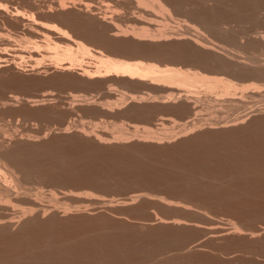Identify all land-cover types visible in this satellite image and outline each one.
Here are the masks:
<instances>
[{"label": "bare ground", "instance_id": "bare-ground-1", "mask_svg": "<svg viewBox=\"0 0 264 264\" xmlns=\"http://www.w3.org/2000/svg\"><path fill=\"white\" fill-rule=\"evenodd\" d=\"M9 1H11V0H9ZM31 1H33V0H31ZM118 2L120 3V0H118ZM206 2L208 3V5L205 6L204 4H206ZM60 3H62V2H60ZM60 3L57 2L59 7H57V11L55 13H57L59 10L61 12L55 15V18H54L55 20L52 21L53 23H51V22H50V24L48 23L49 24L48 26H50V28L45 26L44 22H43V24H44L45 28L48 29V31H46L47 29H45L46 33L51 31L50 33L52 36V32H53L54 36L56 35L58 38H60L61 41L58 42L59 39H58V41L55 40L56 36L54 38L52 37V39H54L55 41L49 42L48 45L46 44L45 48H46V46L48 48L49 44H51V46L55 47L54 49H52V50H55V52L52 51V55H54V56H55V53L57 52L56 48H58V51L61 50L62 53L61 52L60 53L64 57V60H62V62L63 61L65 62V59H66V61L68 62V60H69L70 63L68 62V63L62 64V62H61L62 65L60 66V64H59V66L57 67V64L60 63V62H58V59H60L62 57L61 54H59V52H58V54L56 53L57 55L55 57L53 56L55 59H57V61L55 59H54V61L58 62L57 64L55 62L54 65H56V66H53L54 67L53 69L56 70V72H58L59 74H57V75L55 74L56 76L54 75L51 78L45 79V80H43L42 78L40 80H35L32 78H25V77L24 78H17L14 82V86L16 87V89L28 91L31 89L32 86H37V87H45V89L49 88L52 90L53 89L60 90L62 88H67V89L68 88H73V89L79 88V90H80V88L86 87L85 89H87V88L89 89V91L87 92L88 94H90V91L92 92L94 89H96V93L99 91V90L97 91V89L102 90L100 92H102L101 94H103V95H106L108 93L109 94L115 93L116 97H113V98L111 96L107 97V98L103 97V99L106 100V101L103 100V103H101V101L97 103L96 102L97 100L94 99L96 96L91 97V95L88 96L87 94L83 95V99L85 100V98L87 97L86 102H85L86 105H89L90 103L92 105L94 104L93 107L96 105L100 108V110H103V112L106 111L110 115H111V113H113L111 115L112 117L116 116L115 117L116 121H114V123L112 124L116 127L115 128L116 133H115V136L111 138V139H113L112 141H114L116 143H119V142H123V143L126 142L127 143V142H130L131 140H134V139L139 141V142H141V141L146 142L149 139L150 140L149 142L152 141L155 143V141H157V143H159L158 141H161L164 138L160 137V134H159V136H157L158 133H156L152 129H149V127H148V129H146L147 127H144L147 125L148 126L152 125L150 122L154 121V120H152V118L154 116L158 117V120L155 121L154 125H159L160 131H162L161 128L164 129L165 128L164 126L170 122L175 123V125L179 124L178 126L181 125L180 126V127H182L181 132L179 130L181 136H183V135L187 136V134L190 135L191 131H192V133L194 132V130L196 132V130L199 128H200L199 130H202V128L205 127V125L207 127H205L204 129L207 128L209 131L206 129L207 130V132H206L203 129L206 133H204V131H203V133L197 132L199 134H197V135L195 134L192 137L189 136V139L187 138V140H185V141L180 140L181 142L179 141L178 146L177 145H176V147L173 146V148H165V147L159 145L160 147H162V149L160 148L161 150H157L159 148L158 147L156 150L154 148L153 149H147L146 148L147 151L146 150L143 151L145 148L141 147L142 144L141 145H139V144L133 145L132 144L131 146H129L127 148H125V147L124 148L123 147H119V148H116V147L111 148L110 147L109 148V146H108V148L100 147L99 145H101V142H103V143L105 142L102 140H107L109 142V139H106V138L102 139V137L98 135L99 133H94L95 134L94 135L93 132H91L93 135L92 136V135H90L91 133L89 134L88 132L84 131L87 133V134L86 133L85 134L88 136V141L87 140L82 141L81 139H83V138L82 137L78 138V137L80 136V134H82L84 132L81 131V133H80V130L76 131V132L80 133V134L77 133L79 135L78 137H77V134H76V136H67L65 134L67 137L66 136L56 137L49 142L41 143V144L40 143L35 144L31 140H30V142H32V143H30L29 140H26L27 137L29 138V136L31 135L30 134L29 136L26 135L27 137L25 136L26 137L24 139L25 142H23L24 140L22 137V139L15 140V143L13 142L12 143L13 145H11L9 149L7 148V146L4 149L3 146H5V143L4 144H2V143L4 141H7L6 132L0 131V132H2V135H3V133H5V135H3V136L6 138V140H4V141L0 140V141H2L0 143V144H2V146H0V264H139L141 259H142V257H139V256L143 255V257H144L145 256L144 253H146L145 257H147V259L149 257L151 259V256L154 254L153 252H155V250L157 251V249L153 250L149 254L147 253V252H149V250L147 252L144 251V249H143V251L139 250L140 252H142L140 255H137V253H136L137 257L135 255H133L136 258L133 257L132 260L127 261L126 260L127 257H128V259H130L129 257L131 256V254H134L135 251L133 252L131 250L132 248L121 245L118 242V239H116L117 237L115 238L114 237L115 235H112L113 233L107 234V232L103 231L106 234L101 232V233H95V234L91 235L92 233L91 234L89 233V235H90L89 237L88 236L83 237V236H80L82 234L81 233L82 230H81L80 232L77 233V234L81 233L79 235V237L76 238L75 241L72 240V241H74V242L71 241L72 243L70 242L69 238H68L69 242H67L65 240V238H63L64 236L61 233L62 231L61 232H60V230L56 231V232L59 231L60 235L54 233L55 228L59 227V225L57 226V224L59 223V220H61L59 218L62 216L61 213L57 215V213L60 212V210L58 209L60 207V205L62 207L64 206L62 209L61 208L60 209L62 210V212L64 213V216H65L66 215L65 212L67 214L70 213L71 212L70 210L73 209V207H74V210H75V207L78 208V206L75 205L72 208L70 206L71 209H69V208L66 209L65 207H67L69 205L66 204L67 206H65V204H64V203H66L65 200H67V202H68V200H69V202L73 201L74 203L81 201V198L79 200V197H81L82 195L79 194V192L75 188H74L75 190L73 189L74 190L73 191L72 189H70L69 186L65 187L66 185H70V186L76 185L79 187H80V185H84L85 187L87 186V187H90L92 189L95 188V190L98 189V190L104 191V192L105 191L109 192V191L113 190V192H115V190L117 191V190H122V189H124V191L125 190L128 191V189H129L128 187H132V186L134 187V185H135V188L137 187L136 185H138V188L142 189V186L140 187L139 185L144 184L143 187L145 185L147 187H148V185L149 186H155L156 188H159L158 191L159 190L162 191L161 188H164V189L167 188L169 190H174L173 193L175 191L179 192L180 196H182V197L179 196L181 199L183 197L188 198V199L184 200L185 202L187 200H189V198H195L196 202L201 203L200 204L202 206L201 210H205V209H202L205 205H207L206 210L207 209L210 210V208H208L209 206L212 207L211 209L213 210L214 206H215L214 207V209H215L216 206L220 205L223 207L224 205L226 206V204L228 206L229 203H231L232 205L233 204H238V205L242 204V205H245V207H246V205H248V207H249V204L254 202V201L252 202L254 195H255L254 193H258L259 190L262 191L261 193H263V191H264V190H262V189H264V170H261V168H260V167H263L261 164L264 165V117L263 116L259 117V115L257 117H255L256 116L255 115L253 117L251 116L253 119L250 117L251 121H250V119H249V121L248 120L246 121L245 118L249 115V113L251 112L250 111L251 109L248 110L249 112H247V114H245V112H244V114H241L240 108L243 107V106L241 107V105H244V103L246 104L245 107L248 106V103L252 104V102H248L252 99L254 102L253 104H256L258 100H260L261 98L264 97V64H262V60L264 61V59H262V58H264V44H262V40H260L261 38L257 37L258 35L255 36L256 40L254 39V37H253L254 35L252 34V31H250V32L253 36H250L247 34V32H249V30H253V29H257V31H258V29H259V31L261 29L264 30V0H123V2L121 4L124 5L125 8H127L128 6H133L129 9L130 13L126 12L129 17H130V14H134L132 12L135 10H136L135 14H136L137 10H138L139 14L143 13V15L141 16L142 18L138 17L139 15H135V14L132 15L131 19H138L139 21L138 20H136V21H138V23L140 22V25L142 24V26L140 28H136L135 30L131 29V31H129V29H130L129 27H128L129 29L126 30V29H124L123 26L121 27L120 25H117L116 19L108 18L110 15H107L108 16L107 17V16H105V15L103 16L101 14L100 16H102V17H97V14L93 13L94 10L93 11L90 10L89 7L86 6V4H84L85 5L84 9L81 7L83 9V11H81L82 9L79 10V7H78V10L81 11V15H79L80 14L79 12H78L79 14H77L73 11H65V9L69 5H66V4L60 5ZM88 4H90V3H88ZM3 5L5 8L1 5L0 6L3 7L5 10H7V12H8L9 10L6 8L5 3ZM58 5H56V6H58ZM64 5H66L67 7H64ZM119 6H121V5H119ZM49 8H51V7H49ZM58 8H59V10H58ZM49 10L51 11V9H49ZM69 10H72V9H69ZM2 11H3V9H2ZM15 11H16L15 16L17 17V15H19V14H18L17 10H15ZM5 13H6V11H5ZM118 13L119 12H117V14ZM82 14H83V16L87 15L88 17L87 18L85 16L83 17ZM156 14H158L159 19L155 18V17H157ZM160 14H162L163 16ZM123 15L120 16V19H121V17L123 18ZM159 15L162 16V18H160ZM136 16H137V18H136ZM31 17H33V16L31 15ZM113 17H116V16H113ZM125 18H127V17L125 16ZM140 18L141 19L144 18L143 20H145V21H142ZM181 18H183V19H181ZM33 19L34 18H31V20H33ZM131 19H130V21H133ZM31 20H29V21H31ZM18 21H20V20L18 19ZM118 21H119V19H118ZM141 21L144 23H142ZM32 22L34 24V27H35V25L38 26V23L35 20L31 21V23ZM56 22L60 23V25H59V23H57L60 27L57 24H55ZM168 22H172V23L174 22V24L176 23L177 25L179 23H183V26L187 27L188 29H191L190 31H191V33L193 32V34L188 33V29H185V30H187L186 32H182L183 29L182 30L179 29L182 33H180V31L178 29L177 30L179 33L175 32L177 30H173L172 28H171L172 31L166 30L167 28L165 29V26H167L168 24L170 25V23H168ZM152 23H154L155 27L156 26L157 27L156 28L153 27L154 28L153 29L150 26L152 29H149L148 24L153 26ZM118 24H119V22H118ZM146 24L148 27L146 26ZM243 24H247L248 26L249 25L250 26L245 27ZM169 25H168V27H171V25L170 26ZM177 25H176V27L178 28L179 25L178 26ZM41 27L43 28V26H41ZM27 29H29V28H27ZM45 31H43V32L45 33ZM257 31L255 30V32L254 31L253 32L256 33ZM250 32H249V34H250ZM46 33L44 35H46ZM205 34H208L211 38L208 39L205 36ZM257 34H259V33H257ZM263 35H261V36L259 35V36L262 37ZM249 36L252 38H249ZM45 37H47V36H45ZM257 38L259 40H257ZM49 39H47V41H49ZM241 39H244L243 43H241V41H242ZM45 42H46V40L44 41V43H41V44L44 45ZM36 43H37V41H36ZM39 43H38V45L37 44H35V45L43 46V45H39ZM35 45H33V47ZM224 45H226V47L228 46L229 49H230V47H234L235 49H238L237 52H239V53L242 50L245 52L247 50H249V51H247L249 54L250 50L251 49L254 50V48L256 49V51L255 50H254L255 52L253 51V53H252L253 55L249 54L250 58L248 55L249 59L247 57L246 58L244 57V61L246 59L247 60L246 62H248V64H241L240 58H242V55H241V57L238 56V58H239L238 59L237 56L234 53H232V50L228 51V49H226V47H224L225 49H223L222 47ZM36 48H33V49L36 51ZM50 48L51 47L49 46L48 49L50 50ZM91 48L98 50V52L94 53L95 50L93 49L94 51H92ZM216 48H217V50L218 49L221 50L220 53L225 52L226 54L224 53L225 55L224 54L219 55L218 54L219 51L217 52ZM234 48H232V49H234ZM258 48H259V50L257 52ZM40 50H42V49H39V51ZM103 51H104V53H108L109 55H113V56H118L119 58H123V59H125V58L126 59L127 58H129V59L130 58L131 59L136 58L137 59L138 58L139 60L142 59V61H145V60L148 61V59H151L150 60L152 62L151 64H154L153 62L156 61L157 65L161 64V65H159L160 68H161V66H162V68L163 67L165 68V66H163V64L169 66L170 68L169 69L165 68L164 70H160L159 67L156 65H148V64H145V62L144 63L143 62H137L139 60L136 61L133 59L135 62L134 61L132 62V60L130 59L131 61L129 60L130 62H128L127 60L125 61V60L119 59V58L114 59L113 56L111 58V56L108 57L109 55H105L103 53ZM245 54L247 55V53H245ZM52 55H51V57H52ZM81 55H84V56L88 55L89 57H92L93 58L92 60H94V62L91 63L90 65L80 64L81 60L79 61V59H80L79 56L81 57ZM59 56H60V58H58ZM63 57H62V59H63ZM82 57H81V59L84 60ZM35 58H36V56H35ZM67 58H68V60H67ZM233 58L236 60H233ZM48 60H50V58ZM152 60H154V61H152ZM237 60H239V63ZM59 61H61V59ZM3 62H4V60L2 61V63ZM72 62H76V64H72ZM77 62H79V64H77ZM156 62H155V64H156ZM242 62H243V60H242ZM249 62L252 64H249ZM2 63L0 61V64H1L0 67L2 66ZM7 63L8 62L6 61V65H9ZM20 63H18V64L21 65ZM81 63H82V61H81ZM18 64H16V65H18ZM88 64H89V62H88ZM16 65L15 66L12 65V67L13 66L16 67ZM34 66L37 67L35 64H34ZM3 67H4V64H3ZM9 67L6 66L5 68H9ZM14 67H13V69L15 71H17L19 69V68L17 69ZM22 67L24 68L25 66H22ZM35 67L31 66L28 69V71L34 72L36 69ZM47 67L50 68L52 66L48 65ZM42 68L46 69V67L45 68L42 67ZM0 69H2V68H0ZM25 69L26 68H24V70ZM18 71H20V70H18ZM18 71H17V73H18ZM26 71H27V69H26ZM49 71H51V70H49ZM49 71H48V73H49ZM0 72H2V70ZM33 72H32V74H33ZM42 72L40 70L41 74H42ZM45 74H46V72H45ZM68 74H70V76L72 74V77L74 75V77L76 76L79 79L81 78L82 81L84 78H86L85 83L88 80L89 81H88V83H86V86H84V83L82 81L76 80L75 79L76 77L75 78L73 77L74 79L70 78L69 76H67ZM2 82L0 83V94L7 91V89H5L6 84H4ZM6 83H10V82H6ZM197 84H200V85H197ZM202 85H205L204 88L206 87V89H208L209 91L212 92V93H210V92H208V90L206 91V92H208L210 97H208V95L205 93L207 95L206 97H208V98L206 100H205V98H203L204 102H202L203 101L202 98H201L202 101L199 100L200 96L197 95L198 91L195 90V89H198L199 86L201 89ZM9 87L11 88V86H9ZM188 87H189V89H187ZM191 87L192 88L195 87V88L190 89ZM238 87H241V88H238ZM237 88L239 89L238 92H240V89H242L241 90L242 93H244L243 89L244 90L246 89L248 92V93L247 92L246 93L249 94V96L247 94H245V95H247L246 97H249L250 100L247 98L248 100L246 99L247 101L241 104V102H242L241 98L243 99V101H244V98H246V97L243 98V94H241V93H240L241 94L240 99H238V97H239V95H238V96H236L237 98L234 100L233 99V93H234V97H235V94H237L238 92H235L236 90H234V89H237ZM103 89L105 90V93H103L104 92ZM184 89H186L187 91ZM206 89L202 88L201 90H206ZM190 90H191V92H192V90L196 91V92H193V94H192L190 92ZM83 91H84V89H83ZM100 92H98V95ZM230 92H232V93H230ZM84 93H85V91H84ZM195 93H197L196 95L199 97L198 99H197V97H195L196 96ZM200 93H204V91L200 92ZM213 93H215L216 96H214ZM217 93L221 94V95L218 94L220 97L219 99L217 98ZM5 94H6V98L3 99ZM5 94H3L4 96L2 95L3 97L2 96L0 97L4 101V102L2 100H1L2 102L0 101L1 104L4 103L3 106L2 105H0V106L2 108H4L5 106L7 107L9 105V102H10L11 104L9 106H10V108H11V106H13V110H14L15 107L17 106V103L20 102L21 99L19 97H17V95L11 94L10 92H8V94H10L8 97H7L8 94L6 92H5ZM231 94H232V96H231L232 98L229 97V95H231ZM50 95H52V93ZM79 96H81V95H79ZM79 96H77V97H79ZM211 96H214V98H212ZM259 96H263V97L259 98ZM41 97L43 100H40V101H37L38 99L34 100L36 98L31 99V97H29V96L25 97V99H23L24 102L21 100L22 103L21 102L18 103L19 105L22 104V106L23 105L24 106L22 108L20 107L21 109H18V110L16 109V111L19 113V115H20V112L24 114L25 122H26V120L27 121L30 120V122L36 121V119L35 120H32V119L34 117H37V118L39 117V119H43V118L52 119V120L54 119L52 123H54V121H56V123L57 122L59 123V121H60V123H62L63 119H64L63 114L66 112H62L63 114H61V112L60 113H53V111L51 112L49 109L48 110L47 109H42V110H39V109L35 110L34 109V111L30 110V107H32V108H33V106L35 107V103L37 106L38 102L41 103V101L43 102L44 100L47 99L46 97H50V96H49V93H47V94L45 93V94L41 95ZM18 98L20 99L19 101H18ZM254 98H257L258 100L255 101ZM81 99H82V97H81ZM96 99H98V98L96 97ZM99 99H102V97H100ZM236 100H238L239 102ZM82 102H84V101H82ZM258 102L260 103L261 101H258ZM40 103H38V104H40ZM156 103L161 104V105H157ZM5 104H8V105H5ZM14 104H15V106H14ZM85 104H82V105H85ZM91 104H90V107L92 108ZM260 105H258V106H260ZM263 106L264 105H262V107ZM91 108H89L90 112H92V111L94 112V111H96L95 109H97V108H93L94 110L93 109L91 110ZM246 109L247 108H245V110ZM261 109L262 108H260L258 110L255 106V110H257L258 112H260ZM100 110H97V111L100 112ZM203 110H204V112L207 111L208 114L210 112L209 115L212 118L209 120L207 119L208 122L205 121L206 119L203 120L200 117H198V116L202 115L201 113H203L202 112ZM245 110H243V111H245ZM255 110L253 109V112ZM2 111H3L2 112L3 114L5 112V115H3V116H6V111L5 110H2ZM262 111H264V109L261 110V113H263ZM7 112H8V110H7ZM9 112L7 114H9V115L13 114V113H9ZM11 112H14V111H11ZM2 113H1V116H2ZM85 113H87V111ZM100 113H102V112H100ZM251 113H250V115H251ZM91 114H89V116ZM93 114L97 115L96 112H94ZM93 114H92V116H93ZM104 114H107V113L104 112ZM104 114L103 115L98 114V115H101L100 117H106V116H104ZM253 115H254V113H253ZM26 116H29V117L31 116V118H29V117L27 118ZM107 116H109V115H107ZM117 116L119 118H122L123 120H120L119 118H117ZM219 116H220V118H219ZM69 117H70L69 119H71V117H72L71 114H69ZM248 117L246 119H248ZM47 119H43V120H47ZM15 121H17V118ZM203 121H205L204 124H202ZM243 121L244 122L246 121L248 123L243 125ZM1 122H3V121L1 120ZM37 122H38V120H37ZM66 122H67V120H66ZM69 122H70V120H69ZM69 122H67V123H69ZM63 123H65V122H63ZM102 124L105 125V122L104 123L102 122ZM129 124H131L134 127H138L140 124H142V125H144L143 127L145 128V130H144V128L141 126V128H143L142 129L143 133H144V131L145 132L147 131V134H150V133H148V131L151 130L150 132L156 133L155 135L157 136V138L154 137L155 135H153V133H152V138L150 137L151 139L149 138V136H151V134L149 136L147 135L148 136L147 137V136H145L146 135L145 133L144 134L136 133L137 136L139 134L140 137L134 138V136H136L133 134L134 132L130 133L131 134L130 135V134H128L129 132L126 129H124L125 126L129 125ZM69 125H70V123H69ZM94 125H96V123H94ZM219 125H220V127H217ZM63 126H64V124L63 125L61 124L59 126V128L57 127L58 130H60V132H62L60 127L63 129ZM42 127H44V126H42ZM66 127L67 128H64V130H66V132H67L68 129H70V128H68V125ZM155 127H158V126H155ZM168 128H169V126H168ZM116 129H118V131ZM134 129H136L138 131L137 128H134ZM213 129H219V130H213ZM164 130H165L164 131L165 135H163V137L167 136V134L169 136V133H170V137H165V139H164L167 142L169 139L171 141V139L173 137H175V139L181 137L179 135H178V137H176L177 135L173 136L174 131H173V133L168 132L166 134V132L169 130L167 128ZM170 130H171V128H170ZM199 130H197V131H199ZM3 131H5V129ZM16 132H17V130L15 131V133ZM66 132L64 131V133H66ZM125 132H127V133H125ZM179 132H178V134H179ZM175 134H177V133L175 132ZM9 136H11V135L9 134ZM31 136H33V135H31ZM31 136H30V139L34 138L35 136H36V138L37 137L40 138L39 136H41V134L38 136L35 134V136L32 138H31ZM89 136H92L93 141L90 139L91 137H89ZM83 137H84V134H83ZM1 138L2 137L0 135V139ZM130 138H133V139H130ZM153 138H155L156 140ZM10 139H12V138H10ZM37 139H35V140H37ZM85 139H87V138L85 137ZM175 139L173 138V140H175ZM94 140H96L95 142H99V144L96 143V145H98V146L92 144V143H95ZM91 141H92V143H90ZM161 143H162V141H161ZM151 148H152V146H151ZM167 151H168L167 154L170 156L153 157L154 155L158 156V153L156 154V152H161V154H163ZM161 154H160V156L166 155V154H164V155H161ZM8 179H10V181ZM37 182L39 184L44 183L43 185L48 184L50 186V188L53 186H55V187H53L52 189H48L49 186H47L48 190H46V191H45L46 188L44 189L43 185H41L42 187L40 185H39V187H37V186L36 187H30L31 184H33L35 186V184ZM214 183H215V185H214ZM27 185L28 186L30 185V186L28 187ZM36 185H38V184H36ZM56 186H57V188L59 187L60 189H63V192L62 191L60 192L59 191L60 189L59 188L57 189ZM146 186H145V188H147ZM40 187L43 188L44 191L42 189H40ZM133 187L131 189H134ZM155 187H151V189L155 188ZM66 188H68L69 190H67ZM125 188H128V189H125ZM56 189H57V191H59L58 193L61 194V196L58 195ZM136 190H138V189H136ZM257 190H258V192H257ZM75 191H77V194ZM166 191L169 192L168 190H166ZM252 191H256V192L253 193ZM164 193L161 192V194H164ZM132 194L133 193H131L132 197L127 199L130 204L133 202L132 200H135V199L138 200V198H140V197H142L141 199H143V197H144V196H139L138 193H136L137 195H135V196ZM57 195L59 196V198ZM102 195H103V193H102ZM142 195H143V193H142ZM171 195H172V193H171ZM106 196H108V195H106ZM150 196H152V195L150 194ZM153 196H152V198H154ZM175 196H176V194H175ZM41 197H43V200H45L44 197H46V199H48V201L50 200V202L53 204H50V202H48V204L46 205L45 204L46 202L44 203V201L42 200ZM256 197L257 196H255V198ZM40 198H41V200L39 201ZM57 198L59 199V201L57 200ZM166 198H168V197H166ZM259 198H261V196ZM60 199H62V200H60ZM106 199L102 198L99 200V198H97V200H99V201L96 200L93 203L94 204L96 203L95 205H97V206H98L97 203H100L101 205L102 204L106 205V203H107V205H108V203H110L111 201L110 200L108 201ZM122 199H124V198H122ZM183 199H182V201H183ZM174 200H177V198L176 199L174 198ZM191 200H193V199H190L189 201H191ZM260 200L261 199H259V201ZM60 201H63L64 205H62V203ZM81 202H83V201H81ZM86 202H88V201H86ZM112 202H111V207L115 205V202L114 201H112ZM120 202L118 201V203H120ZM125 202L128 204V202L126 200H125ZM125 202L122 201L121 204H124ZM167 202H168V199H167ZM177 202L178 201L175 202L176 204L174 203L176 206H180V205L185 206V202L180 203V205H177V204H179V202L178 203ZM191 202L194 204L193 201H191ZM191 202H190V204H191ZM196 202H195V205L200 206V205H198V203L196 204ZM256 202H254V203L256 204ZM118 203L116 204L118 207L122 206V205H118ZM169 203H172V202L170 201ZM43 204L45 206H43ZM85 204H82V205L84 206ZM94 204H92V205H94ZM172 204H170V205H172ZM231 204H230V206H231ZM58 205H59V207H58ZM105 205H104V207L107 206V205L106 206ZM186 205H187V203H186ZM188 205H189V203H188ZM195 205H193V206H195ZM97 206H96V208H97ZM102 206H100V207H102ZM131 206H133V205H131ZM181 206H180V209L182 210ZM190 206H189V208H190ZM225 206L223 208H221V210L223 209V211H224ZM234 206L236 207L237 205H234ZM91 207L93 208V206H91ZM167 207H168V205H167ZM255 207L257 208V206H255ZM64 208L66 209V211L64 210ZM176 208H179V207H176ZM262 208H261V210H263ZM57 209L59 211H57ZM80 209L82 210L83 208H80ZM88 209H90V208H88ZM171 209H172V207H171ZM183 209L187 210V208H185V207H183ZM191 209H192V207H191ZM218 209L220 210V208H218ZM227 209H229V208L226 207V211H227ZM233 209H234V207H233ZM15 210L17 211L16 212L17 214L13 213V212H15ZM67 210H69V212H67ZM139 210L140 209H138L137 211L139 212ZM162 210H163V208H162ZM216 210H217V208H216ZM238 210H240V208ZM46 211H48V212L53 211L52 216L50 213L49 214L50 216L46 220H42L45 217V214H43V213H46ZM165 211H166V209L164 210V212ZM187 211H189V210H187ZM48 212L46 214H48ZM210 212H209V214H210ZM214 212L216 213V211H214ZM238 212L240 213V211H236V213H234V214L235 215L237 214V216H239L240 214H238ZM241 212L243 213L242 210H241ZM245 213H247V212H245ZM113 214H114V212H113ZM136 214H138V213H136ZM139 214H142V213H139ZM40 215H41V219H40ZM258 215H259V212H258ZM260 215H259V217H260ZM262 215H263V213H262ZM57 216H59V218H58L59 220L57 219ZM166 216H169V215H166ZM196 216H197V213H196ZM243 216L244 217H242V216L241 217L242 218H245V216L247 217V215H243ZM241 217L239 218L240 221H241ZM22 218H24V220H22ZM98 218H101V216H98L97 219ZM257 218L258 217H256V219ZM16 219H17V221H20V222L23 221V222H22V224H20L21 226L19 225L20 227H18L19 229L16 230V232H12L14 225L17 224L16 223L17 221H15ZM70 219H71V217H70ZM80 219H82V217L79 218V220ZM251 219L249 220L250 223L252 221L253 222L256 221L254 218H253L254 220H251ZM79 220H78V222H79ZM102 220H103V217H102ZM102 220H99L101 225L104 224L103 221L105 219L103 221ZM156 220H157V222H159V224L162 223L164 225L167 223L168 224L170 223L169 224L170 226H171V223L176 224V225L180 224V220H178V221L177 220L175 221L174 219L173 220L172 219L165 220L163 218H158ZM229 220H232V219H229ZM258 220H259V218H258ZM68 221L70 222V220H68ZM71 221H73V220L71 219ZM99 221H97V224H99ZM101 221L103 222V224L101 223ZM107 221L109 222V220H107ZM63 222H65V224H66V221H62V223ZM73 222H71V224ZM177 222H179V223H177ZM181 222H183V221H181ZM227 222H228V220H227ZM93 223H94V221H93ZM184 223H181V225H179V227H181L182 224L185 225ZM229 223H227V224L229 225ZM18 224H19V222H18ZM83 224H84V222H83ZM86 224H88V223H86ZM235 224H233V225H235ZM60 225H62V224H60ZM78 225H80V224H78ZM104 225H106V224H104ZM148 225H150V224H147L145 226L147 227ZM197 225H194L195 228ZM255 225H257V224H255ZM188 226L189 225H186V227H188ZM235 226H232L230 228L226 226L228 229L226 227H225L226 229L224 227H222L225 230L224 231L222 230L221 232L219 231L220 232L219 234L224 232L223 236H225V234H227V231H229L228 234L233 233L231 231H233V229H235ZM115 227H116V225H115ZM190 227H193V226L191 225ZM238 227H240L239 231H238ZM205 228L207 230H205L204 228L203 229L205 231H208V227H205ZM222 228L220 227L219 229H222ZM10 229H12V231ZM241 229H242L241 226H237V229H236V231L234 230V232L235 233L238 232L240 234L242 232V231L240 232ZM185 230H187V229H185ZM204 230L202 232L207 235V232H205ZM260 230H256L258 232H254L255 234L254 233L253 234L256 235V233H257V236H258V234L260 233ZM65 231H66V229L64 230V232ZM212 231H214V228L212 229ZM248 231H250V230H248ZM262 231L264 232V228H262ZM91 232H94V231L92 230ZM111 232H114V231H111ZM193 232H194V230H193ZM211 232H209V233L211 234ZM250 232L252 234L253 230H251ZM250 232H248V233H250ZM136 233L134 232V235ZM213 233H216V231H214ZM114 234H117V233L115 232ZM137 234H140V233H137ZM244 234L249 235L246 233H244ZM131 235H132V233H131ZM131 235H130V237H131ZM223 236H221V237H223ZM74 237H76V236H74ZM121 237L119 239H121ZM202 237H205V235ZM127 238H129V237H127ZM259 238H261V237H259ZM144 239L146 240V238H143L142 240L144 241ZM130 240H132V239H130ZM137 240H138V238H137ZM218 240H220V239H218ZM248 240H249V238H248ZM138 241H140V239ZM166 241H168V240L162 241V243L165 242V244H162L161 248H162V246H165L168 243V242L166 243ZM258 241H260V240H258ZM122 242H124V241H122ZM127 243H129V242H127ZM169 243H172V239ZM175 243H177V242H175ZM183 243L180 242L179 244L182 245ZM172 244H171V247H173ZM139 245H140L139 247H141V244H139ZM155 245H157V247H158V244L155 243ZM155 245H151V246L154 247ZM189 245L191 246V244H189ZM197 245L198 244L195 245V248H198V250H200L201 247H198ZM248 245H246V246H248ZM129 246H130V243H129ZM135 246L138 247V244L136 243ZM151 246H150V248H151ZM175 246H178V244H176ZM187 246H186V248H189ZM199 246H201V245H199ZM222 246H225V245H222ZM232 246H233V244H232ZM131 247L134 248V246H131ZM178 247H180V246H178ZM183 247H185V246H183ZM141 248L146 249V246L141 247ZM159 248L160 247H158V250H159ZM223 248H222V250H223ZM179 249L185 250V248H179ZM192 249H194V247ZM224 249L226 250V248H224ZM136 250H138V249H136ZM165 250L166 249L164 248V252H165ZM175 250L178 251V248L175 247ZM182 250H180V253H179L180 257L184 253L183 252L181 254ZM161 251H163V249H161ZM168 251H167V253H169V252L172 253V251H169V252ZM186 251H187V249L185 250V252ZM190 251L193 252L194 250L193 251L190 250ZM197 251H195V252H197ZM239 251H241V250L239 249ZM239 251H236V252H239ZM161 254L163 255V253H161ZM179 254H177V252H176L177 258H180L178 256ZM193 254H194V256H196L195 255L196 253L193 252ZM158 255H160V253ZM171 255L173 256V254H170V256ZM240 255H241V253H240ZM172 256H171V258H173V259H169V257H168V259H166L167 256L164 259H161L162 257L160 256L161 260H159L158 257L153 255L152 259L154 260V257H155L156 259L158 258V261L155 260V262H152L151 264H172V262L175 264L176 263L178 264V262H176V261H179L182 258L181 257L179 260H177V258H174V256L173 257ZM184 258H185V256L182 259L183 261H185ZM207 258H205V259H207ZM152 259H151V261H152ZM186 259L189 260L188 258H186ZM199 259H201V258H199ZM199 259H198V261H199ZM202 259L204 260V257ZM210 259H213V257H211ZM174 260H175V262H174ZM203 260H202V262H203ZM207 260H209V258ZM204 261L207 262L206 260H204ZM213 261L210 260L209 264H212ZM141 262L143 263V260ZM187 263L190 264V262L186 261V264ZM216 263H218V262H214L213 264H216ZM197 264H198V262H197ZM207 264H208V262H207Z\"/></svg>", "mask_w": 264, "mask_h": 264}, {"label": "rangeland", "instance_id": "rangeland-1", "mask_svg": "<svg viewBox=\"0 0 264 264\" xmlns=\"http://www.w3.org/2000/svg\"><path fill=\"white\" fill-rule=\"evenodd\" d=\"M26 0H11V1H9V0H0V5L1 6H3L4 7V3H5V5H6V8L9 10L8 12H7V10H5L3 7H1L0 6V58L2 59H0V61H1V63H2V61L4 60V62L2 63V66L0 67V68H2V69H0V71L2 70V72H0V83L2 82V83H4V84H6V87H5V89H7V91L8 92H10L11 94H14V95H17V97H19L22 101H23V99H25V97H27V96H29V97H31V99L33 98H36V99H34V100H37V101H40V100H43L42 99V97H41V95H43V94H47V93H49V96L50 97H46L47 99L46 100H44L43 102L45 103H43L42 101H41V103L40 102H38V103H40V104H38L37 103V106H36V103H35V107L33 106V108L32 107H30V110H32V111H34V109L36 110H42V109H49L51 112L53 111V113H60L61 112V114H63L62 112H66V113H64L63 114V122H65V123H60V121H59V123L57 122L56 123V121H54V123H52L53 122V120L52 119H47V118H43V119H47V120H43V119H39V117L37 118V117H34L32 120H35L36 119V121H31L30 122V120L29 121H27L26 120V122H25V120H24V118H25V116H24V114L23 113H21L20 112V115H19V113L16 111V109L18 110V109H21L23 106H22V104H18V103H22V101L18 98V101L20 100V102H18L17 103V106L15 107V109L13 110V106H11V108H10V102H9V105L8 104H5V105H8L6 108L4 107V108H2L1 106H0V131H2V132H6V137H7V141H4V140H6V138L3 136V135H5V133H3V135H2V132H0V135H1V139L0 140H2V141H4L2 144H4L5 143V146H3L4 147V149H5V147L7 146V148L9 149L10 148V146L11 145H13L12 143L14 142L15 143V140H18V139H22V137H23V140L27 137L26 135H33V136H31V138L32 137H34L35 136V134L38 136V135H40L41 134V136H39L40 138H36V136L34 137V138H32V139H30V136H29V138L27 137L26 138V140H29V142H30V140L33 142V143H35V144H41V143H46V142H49V141H51L52 139H54V138H56V137H64V136H76V134L78 133V132H76V131H79L80 130V133H81V131H86V132H88L89 134L91 133V132H93V134L94 133H99L98 135L99 136H101L102 137V139H109V142L107 141V140H102V141H105L104 143L103 142H101V145H99L100 147H105V148H108V146H109V148L111 147H116V148H119V147H125V148H127V147H129V146H131L132 144L133 145H137V144H139V145H141V147H143V148H145L143 151H147V149H157L158 147V149L157 150H161L162 149V147H160V146H163V147H165V148H173V146L174 147H176V145L178 146V144H179V141L180 140H183V141H185V140H187V138L189 139V136L190 137H192L193 135H197V134H199V133H203V131L205 130L206 132H207V130L206 129H204L205 127H207L206 125H205V127H201L202 128V130H199V129H197V130H199V131H197L196 130V132H195V130H194V132L192 133V131L190 132V135L189 134H187V136H185V135H183V136H181V134H180V132H181V128L182 127H180V126H178V125H175V123H167L164 127V129H169L167 132H166V134L168 133V132H171V133H173V131H174V134H173V136L175 135H177L176 137H178V135L179 136H181V137H179V138H177V139H175V137H173L175 140H173V138L171 139V141H170V139L168 140V142L166 141V140H164L165 139V137H170V133H169V136H168V134H167V136H164L163 137V135H165V133H164V129L163 128H161V130L162 131H160V127H159V125H154L155 124V121L156 120H158V117L157 116H154L153 118H152V120H154L153 122L151 121L150 123L152 124V125H150V126H144V125H142V124H140L138 127H134V126H132L131 124H129V125H126L125 126V128L124 129H126L129 133L128 134H130V133H133L134 135H136V136H134V138L135 137H140V135L138 134V136H137V134L136 133H142V134H146L145 136H149L150 134H151V136H149V138L151 137L152 138V133L153 132H150V131H148V133H150V134H147V131L145 132L144 131V133H143V128L144 127H147L146 129H148V127H149V129H152L153 131H155L156 133H158L157 134V136H159V134H160V137H162V138H164V139H162L161 141H162V143H161V141H158L159 143H157V141H155L156 139L155 138H153V139H155L154 141H155V143L154 142H149L150 140L148 139L146 142H139V141H137V140H129L130 142H125V143H123V142H119V143H116V142H114V141H112L113 139H111L112 137H114L115 136V126L114 125H112L113 123H114V121H116L115 120V117H112L111 115L113 114V113H111V115L108 113V112H106V111H104L105 113H107V114H104V112H103V110H100V108L98 107V106H94L93 107V105L91 104V106H92V108L90 107V104L89 105H86L85 104V102H86V98H85V100L83 99V95L85 94H87L88 96L89 95H91V97L93 96V97H97L98 99H96V97L94 98L95 100H97L96 102L98 103V102H100L101 101V103H103V100H105V99H103V97H105V98H107V97H116V94L115 93H111V94H106V95H103V94H101L102 92H100V91H102V90H100V89H97V91L98 92H100L99 93V95H98V92L96 93V89H94L92 92L90 91V94H88L87 92L89 91V89L87 90V89H85L86 87H83V88H80V90H79V88H75V89H73V88H62V89H60V90H58V89H45V87H37V86H32L31 87V89L30 90H28V91H25V90H18V89H16V87L14 86V82H15V80L17 79V78H32V79H35V80H40L41 78L43 79V80H45V79H49V78H51L52 76H54L55 74L57 75V74H59L58 72H56V70H54L53 68V66H56V65H54L55 64V62L57 61V59H55L54 57L58 54V52H59V54H61L62 52H61V50H59L58 51V48H56V53H55V56L54 55H52V51L53 52H55V50H52V49H54L55 47H53V46H51V44H49V46L51 47L50 48V50L48 49L49 48V46H48V48H47V46H46V48H45V45L47 44L48 45V43L49 42H51V41H55V40H57L58 41V39H59V41L58 42H60L61 40H60V38H58L56 35V38H55V40L54 39H52V37L54 38L55 36H54V33L52 32V36H51V31L50 32H47L46 33V31H48V29L47 28H45V26H47V27H49L50 28V26H48L49 24H50V22L51 23H53L52 21H54L55 19V15L56 14H58V13H60L61 11L59 10V8H58V12L57 13H55L56 11H57V7H59V5L57 4V2L58 3H60V2H62V3H60V5H62V4H66V5H69L68 7L66 6V5H64V7H67L66 9H65V11H73V12H75V13H77V14H79V15H81V11H83V9H84V4H86V6H88L89 7V9L90 10H94L93 11V13L95 14H97V17H102V16H100L101 14L104 16H107V15H110L108 18H114V19H116L117 20V25H120L121 27L123 26L124 27V29H126V30H128L129 28V31H131V29H136V28H140L141 26H142V24L140 25V22L138 23V19H131V17H132V15H134L135 14V11H133L132 13H134V14H130V17L127 15V13L126 12H129L130 13V8L131 7H133V6H126L127 8H125L124 7V5H122L121 3L123 2V0H120V3L118 2V0H33V1H31V0H27L26 2H25ZM31 1V2H30ZM122 1V2H121ZM10 2V3H9ZM70 2V3H69ZM118 2V3H117ZM3 3V4H2ZM7 3V4H6ZM30 3V4H29ZM82 3V4H81ZM88 3H90V4H88ZM205 3V2H204ZM203 3V4H204ZM116 4V5H115ZM125 4V3H124ZM56 5H58V6H56ZM80 5V6H79ZM90 5V6H89ZM119 5H121V6H119ZM126 5V4H125ZM205 6L206 5H208V3L206 2V4H204ZM56 6V7H55ZM49 7H51V8H49V9H51V11L48 9ZM76 7V8H75ZM78 7H79V10H81L82 8V10L81 11H79L78 10ZM82 7V8H81ZM120 7V8H119ZM92 8V9H91ZM114 8V9H113ZM125 8V9H124ZM2 9H3V11H2ZM37 9V10H36ZM48 9V10H47ZM54 9V10H53ZM69 9H72V10H69ZM119 11H118V10ZM123 11H121V10ZM128 11H127V10ZM6 11V13H5V11ZM15 10H17L18 11V14L20 15H17V17L15 16L16 15V11ZM117 10V11H116ZM126 10V11H125ZM133 10V9H132ZM131 10V11H132ZM20 11V12H19ZM22 11V12H21ZM125 11V12H124ZM79 12V13H78ZM99 12V13H98ZM116 12V13H115ZM117 12H119L118 14H117ZM41 13V14H40ZM51 13V14H50ZM54 13V14H53ZM109 13V14H108ZM14 14V15H13ZM112 14V15H111ZM127 17V18H125V16ZM28 15V16H27ZM31 15L33 16V17H31ZM52 15V16H51ZM54 15V16H53ZM121 15H123V18L121 17V19H120V16ZM135 15H139L138 17H141L142 15H143V13L142 14H139L138 13V10H137V12H136V14ZM157 15V17H155V18H158V14H156ZM160 15H162V14H160ZM159 15V17L160 18H162V16H160ZM13 16V17H12ZM19 16V17H18ZM23 16V17H22ZM35 16V17H34ZM82 16H83V14H82ZM86 18L88 17L87 15H84ZM83 16V17H84ZM113 16H118L117 18L116 17H113ZM28 17V18H27ZM30 17V18H29ZM134 17V16H133ZM165 17V16H164ZM24 18V19H23ZM31 18H34L33 20H35L37 23H38V26L37 25H35V27H34V24H33V22L31 23V21H33V20H31ZM135 18V17H134ZM136 18H137V16H136ZM142 18V17H141ZM140 18V19H141ZM18 19L20 20V21H18ZM53 19V20H52ZM118 19H119V21H118ZM125 19V20H124ZM129 19V20H128ZM130 19L131 20H133V21H130ZM144 19V18H143ZM143 19H141L142 21H145V20H143ZM159 19V18H158ZM157 19V20H158ZM181 19H183V18H181ZM29 20H31V21H29ZM38 20V21H37ZM42 20V21H41ZM121 20V21H120ZM136 20H138V21H136ZM29 21V22H28ZM141 21V22H142ZM43 22H44V24H45V26H44V24H43ZM118 22H119V24H118ZM121 22V23H120ZM137 22V23H136ZM25 23V24H24ZM49 23V24H48ZM57 23H59V22H56L55 24H57ZM135 23V24H134ZM142 23H144V22H142ZM147 23V22H146ZM163 23V22H162ZM168 23H170V25H171V27H168V25L167 26H165V29L166 30H171L172 31V29L173 30H182V32H186L187 30H185V29H188L187 27H185V26H183V23H179L178 25H179V27L177 28L176 27V23L174 24V22L172 23V22H168ZM33 26H32V25ZM41 24V25H40ZM47 24V25H46ZM123 24V25H122ZM151 24V23H150ZM153 24V26L152 25H149L148 24V26H149V29H152L153 27L154 28H156L155 27V25H154V23H152ZM182 24V25H181ZM58 25V24H57ZM59 25H60V23H59ZM58 25V26H59ZM136 27H135V26ZM144 25V24H143ZM160 25V24H159ZM169 25V26H170ZM177 25V26H178ZM234 25V24H233ZM245 27H249L247 24H243ZM247 25V26H246ZM31 26V27H30ZM37 26V27H36ZM41 26H43V28L41 27ZM62 26V25H61ZM146 26H147V24H146ZM147 26V27H148ZM152 28H151V27ZM60 27V26H59ZM63 27V26H62ZM129 27V28H128ZM27 28H29V29H27ZM120 28V27H119ZM153 28V29H154ZM164 28V27H163ZM172 28V29H171ZM176 28V29H175ZM45 29H47L46 31H45ZM30 30V31H29ZM32 30V31H31ZM164 30V29H163ZM165 30V31H166ZM178 30L177 31H175V32H177V33H179L178 32ZM179 30V31H180ZM185 30V31H184ZM191 29H188V33H190V34H193V32L191 33V31H190ZM255 30L257 31V29H253V30H249V32L250 31H252V34L254 35H252L251 34V32H250V34H249V32H247V34L248 35H250V36H253L254 37V39L256 40V37L255 36H257L258 38H261L260 40H262V44H264V30H260L259 31V29H258V31L256 32V33H254L255 32ZM37 33H36V32ZM43 31H45V33H46V35H44L45 33L43 32ZM254 31V32H253ZM168 32V31H167ZM181 31H180V33H182ZM44 33V34H43ZM49 33V34H48ZM257 33H259V34H257ZM49 35V36H48ZM111 35V34H110ZM261 35H263L262 37H260ZM45 36H47V37H45ZM205 36L208 38V39H210L211 37L208 35V34H205ZM249 36V38H252V37H250ZM45 37V38H44ZM50 39H49V38ZM248 37V36H247ZM49 39V41H47V39ZM257 38V40H259ZM32 39V40H31ZM31 40V41H30ZM42 40V41H41ZM46 40V42H45V44L43 45V44H41V43H44V41ZM242 41H241V43H243L244 42V39H241ZM33 41V42H32ZM36 41H37V43H36ZM29 42V43H28ZM32 42V43H31ZM40 42V43H39ZM31 43V44H30ZM38 43H39V45H43V46H37L38 45ZM70 43V42H69ZM35 44H37V45H35ZM33 45H35L34 47H33ZM37 47V48H36ZM42 47V48H41ZM53 47V48H52ZM222 47V46H221ZM224 47H226V45H224L222 48L223 49H225ZM33 48H36V51L33 49ZM95 48V47H94ZM93 48V49H94ZM232 48H234V47H230V49H229V47L227 46L226 47V49H228V51H231L232 50V53H234L236 56H237V58H238V56L239 57H241V55H242V58H240L241 60H240V63L241 64H248V62H246L247 60L245 59V61H244V57L246 58H248V55L249 54H251V55H253L252 53H253V51L255 50L256 51V49L254 48V50H250V52H249V54H248V52L247 51H249V50H247L246 52L245 51H241L240 53L239 52H237L238 51V49H232ZM24 49V50H23ZM39 49H42V50H40L39 51ZM61 49V48H60ZM92 49V48H91ZM92 49V51H94ZM216 50H217V48H216ZM258 50H259V48L257 49V52H258ZM219 51V55H221V54H224L225 52H222V53H220L221 52V50L220 49H218L217 50V52ZM236 51V52H235ZM252 51V52H251ZM254 51V52H255ZM25 52V53H24ZM61 52V53H60ZM95 52H98V50H95L94 51V53ZM31 53V54H30ZM34 53V54H33ZM103 53H104V51H103ZM245 53H247V55L245 54ZM105 55H109L108 53H104ZM226 54V53H225ZM224 54V55H225ZM24 55V56H23ZM51 55H52V57H51ZM35 56H36V58H35ZM54 56V57H53ZM61 56H62V54H61ZM83 56V57H82ZM111 56V58H112V56L113 55H109L108 57H110ZM223 56V55H222ZM28 59H27V58ZM63 57V56H62ZM62 57L60 58V56L58 57V58H60L61 59V61H59L60 59H58V62H60V63H58V62H56V64H57V67L59 66V64H60V66L62 65V64H65V63H70V61L68 60V58H67V60H68V62L66 61V59H65V62L63 61L62 62V60H64V57H63V59H62ZM81 57L84 59V60H82L81 59ZM81 57L79 56V61L81 60L82 61V63H81V61H80V64H83V65H90L91 63H93L94 62V60H92L93 58L92 57H89L88 55H81ZM116 57V58H115ZM15 58V59H14ZM25 58V59H24ZM38 58V59H37ZM41 60H40V59ZM50 58V60H48ZM53 60H52V59ZM113 58L114 59H118L119 57L118 56H113ZM249 58H250V55H249ZM248 58V59H249ZM54 59L56 60V61H54ZM119 59H123V58H119ZM131 59V58H130ZM129 58H125V59H123V60H127L128 62H130L131 60H132V62L134 61V60H139L138 58L136 59H131L130 60ZM239 59V58H238ZM262 59H264V58H262ZM8 62L7 64H9V65H6V61ZM14 60V61H13ZM88 60V61H87ZM130 60V61H129ZM151 59H148V61L147 60H145V61H142V59H140L139 61H137V62H145V64H148V65H156V66H158L159 67V65H161V64H159V65H157V62L156 61H154V60H152V61H154L153 63L154 64H151L152 62L150 61ZM233 60H236V59H234L233 58ZM242 60H243V62H242ZM25 61V62H24ZM38 63H36V62ZM150 61V62H149ZM238 61V63H239V60H237ZM16 62V63H15ZM21 62V63H20ZM61 62H62V64H61ZM88 62H89V64H88ZM135 62V61H134ZM147 62V63H146ZM150 64H149V63ZM155 62H156V64H155ZM245 62V63H244ZM264 61L262 60V64H264L263 63ZM15 63V64H14ZM18 63H20L21 65H19ZM3 64H4V67H3ZM16 65V64H18V65H16V67H14V68H19L18 70H20V71H18V73H17V71H15L14 69H13V67H12V65ZM34 64L38 67H35L34 66ZM72 64H76V62H72ZM77 64H79V62H77ZM249 64H252V63H250L249 62ZM261 64V63H260ZM1 65V64H0ZM48 65H50V66H52V67H47ZM9 67V68H5V67ZM19 66V67H18ZM22 66H25L24 68H26L27 69V71H28V69L31 67V66H33V67H35L36 69H35V71L33 72V74H32V72L31 71H26V69L24 70V68L22 67ZM27 66V67H26ZM30 66V67H29ZM40 66V67H39ZM163 66H165V68L166 69H169L170 67L169 66H167V65H164L163 64ZM21 67V68H20ZM42 67H46V69H43ZM23 68V69H22ZM76 68V67H75ZM164 67L162 68V66H161V68L159 67V69L160 70H164L165 69ZM51 70V71H49V70ZM12 70V71H11ZM22 70V71H21ZM37 70V71H36ZM40 70H41V72H42V74L40 73ZM49 71V73H48V71ZM54 70V71H53ZM76 70V69H75ZM16 73H15V72ZM36 72V73H35ZM45 72H46V74H45ZM56 72V73H55ZM24 73V74H23ZM40 73V74H39ZM48 73V74H47ZM45 74V75H44ZM65 74V73H64ZM55 75V76H56ZM67 76H69L70 78H73L74 77V75H73V77H72V74H71V76H70V74H68ZM76 77V76H75ZM74 77V78H75ZM14 78V79H13ZM73 78V79H74ZM14 81H13V80ZM76 80H79V81H82L81 80V78L79 79L78 77H76L75 78ZM83 79V78H82ZM85 79V80H84ZM83 79V83H84V86H86V83H88V81L85 83V81H86V78H84ZM13 81V82H12ZM6 82H10V83H6ZM12 84V85H11ZM197 85H200V84H197ZM9 86H11V88L9 87ZM204 86L205 85H202V88L203 89H206V87L204 88ZM198 87V86H197ZM193 88H195V87H193ZM192 87L190 88V89H193ZM201 88V89H202ZM238 88H241V87H238ZM237 88V89H238ZM83 89H84V91H85V93H84V91H83ZM187 89H189V87L187 88ZM200 89V86H199V88L198 89H195V90H197L198 92V94L197 93H195V95L197 94L198 96H200V98L196 95L195 97H197V99L199 98V100H201V98L203 99V98H205V100L208 98V97H210L209 96V94H208V92H210V93H212L211 91H209L208 89H206V90H201ZM237 89H234V90H236L235 92H238L239 91V89L237 90ZM184 90H186V89H184ZM201 90V91H200ZM208 90V92H206ZM233 90V91H234ZM242 89H240V92H238L237 94H235V97H234V93H233V99L235 100L237 97L236 96H238L239 95V97H238V99H240V96H241V94H243V98L244 97H246L247 95L249 96V94H247L248 92H247V90L245 89H243V92L244 93H242V91H241ZM7 91H5L7 94H8V92ZM51 91V92H50ZM103 93H105V90L103 89ZM187 91V90H186ZM204 91V93H200V92H203ZM232 91V92H233ZM5 92H3L2 94H0V97L3 95V94H5ZM45 92V93H44ZM190 92H191V90H190ZM193 92H196V91H193L192 90V94H193ZM232 92H230V93H232ZM247 92V93H246ZM52 93V95H50ZM92 93V94H91ZM95 93V94H94ZM107 93V92H106ZM208 95V97H206L207 95ZM241 93V94H240ZM101 94V95H100ZM219 93H217V98L219 99L220 97H219V95H221V94H219ZM245 94H247V95H245ZM10 94H8L7 95V97L9 96ZM75 97H74V96ZM79 95H81V96H79ZM204 97H203V96ZM211 95V94H210ZM213 95L214 96H216L215 95V93H213ZM245 95V96H244ZM4 96V95H3ZM2 96V97H3ZM77 96H79V97H77ZM214 96H211L212 98H214ZM232 96V94L231 95H229V97H231ZM41 97V98H40ZM73 97V98H72ZM77 97V98H76ZM81 97H82V99H81ZM100 97H102V99H99ZM224 97V96H223ZM261 97H263V96H259V98H261ZM4 98H6V94H5V96L3 97V99ZM89 98V97H88ZM216 98V97H215ZM232 98V97H231ZM249 99V97H246V98H244V101H243V99L241 98V100H242V102H241V104L242 103H244V102H246L248 99ZM258 98V97H257ZM257 98H254V100L256 101V100H258ZM264 98V97H263ZM263 98H261L260 100H258V101H261L260 103L257 101V105L256 104H253L254 102H253V99L252 100H250V101H248V102H252V104H249L248 103V106H246L245 107V103H244V105H241L240 103V105H241V107L242 108H240L241 110V114H244V112H245V114H247V112H249L248 110H250L251 112V115H250V113H249V117H248V119H246L245 118V120L247 121H249V119H250V117L252 116H255V117H257L258 115H259V117H264V111H262L263 113H261V110H263L264 109V106L262 107V105H264V99ZM45 99V98H44ZM50 99V100H49ZM222 99V98H221ZM247 99V100H246ZM263 99V100H262ZM2 100V98H0V101ZM81 100V101H80ZM240 100V101H241ZM3 101V100H2ZM1 101V102H2ZM48 101V102H47ZM82 101H84V102H82ZM106 101V100H105ZM104 101V102H105ZM202 101V100H201ZM236 101H238V100H236ZM4 102V101H3ZM24 102V101H23ZM47 102V103H46ZM202 102H204V99H203V101ZM239 102V101H238ZM263 102V103H262ZM44 104V105H43ZM78 104V105H77ZM82 104H85V105H82ZM157 104V103H156ZM261 104V105H260ZM0 105H4V103H0ZM157 105H161V104H157ZM250 105V106H249ZM252 105V106H251ZM256 106V108L259 110L260 108H262L261 110H260V112H258L257 110H255V106ZM258 105H260V106H258ZM14 106H15V104H14ZM86 106V107H85ZM21 107V108H20ZM98 107V108H97ZM247 108L246 110H245V108ZM255 110L254 112H253V109ZM260 107V108H259ZM89 108H91V110L93 109V108H97V109H95L96 111H94V112H96L97 113V115H95V114H93L94 112L92 111V112H90L89 110ZM249 108V109H248ZM11 109V110H10ZM69 109V110H68ZM88 109V110H87ZM2 110H5L6 111V116H3V115H5V112H4V114L2 113L3 111ZM7 110H8V112L9 113H13L12 115H9V114H7L8 112H7ZM94 110V109H93ZM97 110H100V112H102L103 114H104V116H106V117H100L101 115H103L102 113H100L99 111H97ZM243 110H245V111H243ZM11 111H14V112H11ZM87 111V113H85ZM89 111V112H88ZM17 112V113H16ZM116 112V111H115ZM203 113H201L202 115H200V116H198V117H200L201 119H203V120H205L206 122H208L207 121V119L209 120V119H211L212 117H210V112H209V114L207 113V111L206 112H204V110L202 111ZM239 112V111H238ZM243 112V113H242ZM1 113H2V116H1ZM71 114V119H69L70 117H69V114ZM93 114V116H92V114ZM253 113H254V115H253ZM257 113V114H256ZM23 114V115H22ZM89 114H91L90 116H89ZM98 114H101V115H98ZM261 114V115H260ZM22 115V116H21ZM107 115H109V116H107ZM75 116V117H74ZM5 117V118H4ZM27 118L29 117V116H26ZM33 117V116H32ZM251 117V118H252ZM16 118H17V121H15L16 120ZM23 118V119H22ZM26 118V119H27ZM29 118H31V116L29 117ZM117 118H119L118 116H117ZM199 118V119H200ZM219 118H220V116H219ZM120 120H123L122 118H119ZM253 119V118H252ZM1 120L3 121V122H1ZM37 120H38V122H37ZM40 120V121H39ZM42 120V121H41ZM66 120H67V122H69V120H70V125H69V123H67L66 122ZM72 120V121H71ZM104 123L105 122V125H103L102 124V122ZM118 121V120H117ZM205 121H203V123L202 124H204L205 123ZM244 122L243 121V125H245L246 123H248V122ZM250 121H251V119H250ZM30 122V123H29ZM94 123H96V125H94ZM157 123V122H156ZM32 124V125H31ZM63 125L64 124V126H63V129L60 127V129H61V131L63 132H60V130H58V128H59V126L60 125ZM68 125V128H70V129H68V131L66 132V130H64V128H67L66 126ZM73 126H72V125ZM76 124V125H75ZM93 126H92V125ZM169 124V125H168ZM31 125V126H30ZM154 125V126H153ZM241 125V124H240ZM239 125V126H240ZM4 126V127H3ZM42 126H44V127H42ZM75 126V127H74ZM141 126L143 127V128H141ZM153 126V127H152ZM155 126H158V127H155ZM168 126H169V128H168ZM58 127V128H57ZM74 129H73V128ZM124 127V126H123ZM151 127V128H150ZM180 127V128H179ZM217 127H220V125L219 126H217ZM119 128V127H118ZM134 128H137L138 129V131L136 130V129H134ZM170 128H171V130H170ZM173 128V129H172ZM5 129V131H3ZM57 129V130H56ZM76 129V130H75ZM78 129V130H77ZM84 129V130H83ZM123 129V130H124ZM204 129V130H203ZM17 130V132L15 133V131ZM55 130V131H54ZM66 132V133H64V131ZM117 131H118V129H116ZM125 130V131H126ZM136 130V131H135ZM142 130V131H141ZM144 130H145V128H144ZM179 130H180V132H179ZM213 130H219V129H213ZM10 131V132H9ZM59 131V132H58ZM141 131V132H140ZM204 131V133H206ZM209 131V130H208ZM86 132H84V133H82V134H80V133H78V134H80V136L77 134V137L78 138H83V139H81L82 141H88V136L86 135L87 133ZM175 132L177 133V134H175ZM178 132H179V134H178ZM197 132H199V133H197ZM8 133V134H7ZM26 133V134H25ZM29 133V134H28ZM40 133V134H39ZM50 133V134H49ZM56 133V134H55ZM69 133V134H68ZM86 133V134H85ZM118 133V132H117ZM125 133H127V132H125ZM156 133H153V135H155ZM9 134L11 135V136H9ZM59 134V135H58ZM66 134V135H65ZM75 134V135H74ZM83 134H84V137H83ZM88 134V135H89ZM21 135V136H20ZM82 135V136H81ZM86 135V136H85ZM90 135H92V133L90 134ZM95 135V134H94ZM118 135V134H117ZM116 135V136H117ZM131 135V134H130ZM129 135V136H130ZM162 135V136H161ZM13 136V137H12ZM26 136V137H25ZM66 136V137H67ZM93 136V135H92ZM92 136H89V137H91L90 139L92 140ZM107 136V137H106ZM147 136V137H148ZM157 136L155 135L154 137H156L157 138ZM172 136V135H171ZM19 137V138H18ZM21 137V138H20ZM85 137L87 138V139H85ZM4 138V139H3ZM9 138V139H8ZM10 138H12V139H10ZM150 138V139H151ZM34 139V140H33ZM35 139H37V140H35ZM89 139V140H90ZM130 139H133V138H130ZM152 139V140H153ZM11 140V141H10ZM22 140V141H23ZM164 140V141H163ZM178 140V141H177ZM2 141H0V143L2 142ZM20 141V140H19ZM93 141V140H92ZM92 141L90 142V143H92ZM96 140H94V142H95ZM17 142V141H16ZM21 142V141H20ZM23 142H25V140L23 141ZM27 142V141H26ZM28 142V143H29ZM32 142H30V143H32ZM134 142V143H133ZM181 142V141H180ZM29 143V144H30ZM96 143H98L99 144V142H95V143H92L93 145H96ZM122 143V144H121ZM136 143V144H135ZM150 143V144H149ZM2 144H0V146H2ZM152 144V145H151ZM158 144V145H157ZM34 145V144H33ZM145 145V146H144ZM160 145V146H159ZM167 145V146H166ZM96 146H98V145H96ZM151 146H152V148H151ZM6 148V149H7ZM147 148V149H146ZM161 148V149H160ZM158 153V156H153V157H166V156H170V155H168L167 153H168V151L167 152H165V153H163V154H161V152H156V154ZM160 154L161 155H164V154H166V155H164V156H160ZM263 167H260L261 168V170H264V165L263 164H261ZM260 165V166H261ZM7 175V174H6ZM18 175V174H17ZM8 176V175H7ZM20 176V175H19ZM18 177V176H17ZM9 181H10V179H8ZM36 184H38V185H36ZM35 184V186L33 185V184H31V186L30 187H39V185L41 186V185H43L44 183H36ZM143 185L144 184H141V185H139L140 187L142 186V189L141 188H138V185H136L137 187L135 188V185H134V189H131L132 187H128V188H125V189H128V191L127 190H125L124 191V189H122V190H115V192H113V190L112 191H100V190H95V188L94 189H92V188H90V187H85L84 185H80V187L79 186H70V185H66L65 187H67V186H69L70 187V189H76L78 192H79V194H81L82 196L81 197H79V200H80V198H81V201H83V202H76V203H74L73 201H70L69 202V200H68V202H67V200H65L66 201V203H64L65 204V206H67L66 204H68L69 206H67V207H65L66 209H71L73 206H78V208L77 207H75V210L77 211H75L74 210V207H73V209H71L70 211V213H66L65 212V216H64V213L62 212V208L64 207H62L61 205H60V207H59V205H58V209L60 210V212H58L57 213V215L58 214H60L61 213V217L59 218V216H57V219L59 218V219H61V220H59V223L57 224V226L59 225V227H56L55 228V230H54V233H56V234H59L60 235V232L63 234V238H65V240L67 241V242H69V239H70V242L72 241V240H76V238H78L79 237V235L80 236H90L89 235V233L91 234V235H93V234H95V233H105V232H107V234H112V235H115L114 237L116 238V239H118V242L121 244V245H123V246H127V247H130V248H132L131 250L134 252L135 251V253L134 254H131V256L129 257L130 259H128V257H127V261H130V260H132L133 259V257L134 258H136L137 257V255H140L142 252H140V251H143V249H144V251H148L149 250V252H147L148 254L150 253V252H152L153 250H155V249H157V251L155 250V252H153L154 254V256H156V257H158L159 258V260H161V259H164L166 256H167V258L166 259H168V257H169V259H173V258H171V256H170V254H173V256H174V258H177V255H176V252H177V254H179L180 253V250H182V249H179V248H185V250L187 249V253L185 252V250L183 251H181V257H180V254L178 255L180 258H177V260H179V261H176V262H178V264H186V261H188V262H190V264L192 263V264H197V262H198V264H207V262H208V264L210 263L209 261L210 260H214L213 262H212V264L214 263V262H218V263H216V264H264V232L262 231V228H264V191H263V193H261L262 191L261 190H259V192H258V190H257V192L258 193H254V192H256V191H252L255 195H254V198H255V196H257L255 199L253 198V200H252V202L254 201V202H256V204L253 202V203H251V204H249V207H248V205H246V207H245V205H238V204H231V203H229L228 204V206H227V204H226V206H225V208H224V211H223V209L221 210V208H223L222 206H216V208H217V210H216V208L214 209V207H213V210L211 209L212 207H208V208H210V210L209 209H207L206 210V208H207V205H203L204 207L202 208V209H205V210H201V203H198V202H196L195 201V198H189V200L190 199H193V200H191V201H193L194 202V204L191 202V201H189V200H187L186 202L184 201L185 199H188V198H185V197H183L182 199H183V201H182V199L180 198V197H182V196H180V193L179 192H174L173 193V191L174 190H169V189H167V188H161L162 189V191L161 190H159L158 191V189L159 188H156L155 186H149L148 185V187L147 188H145V186L143 187ZM214 185H215V183H214ZM28 186V185H27ZM28 186V187H29ZM45 186V187H44ZM47 186H49L48 184L46 185H43V188L45 189V191L46 190H48V189H52L53 187H55V186H53V187H51L50 188V186H49V188L47 187ZM42 187V186H41ZM40 187V189H42L43 191H44V189L43 188H41ZM68 187V188H69ZM72 187V188H71ZM78 187V188H77ZM151 187H155V188H152L151 189ZM48 188V189H47ZM56 188H57V186H56ZM59 188V187H58ZM57 188V189H58ZM68 188H66L67 190H69ZM55 189V188H54ZM57 189H56V191H57ZM60 189V188H59ZM74 189V190H75ZM136 189H138V190H136ZM140 189V190H139ZM155 189V190H154ZM164 189V190H163ZM41 190V191H42ZM73 190V191H74ZM81 190V191H80ZM166 190H168L169 192H167ZM262 190H264V189H262ZM60 192L62 191L63 192V189H60L59 190ZM59 191H57V193L59 192ZM77 191H75L76 192V194H77ZM150 191V192H149ZM143 193V195H142V193ZM155 194H154V193ZM161 192L162 193H164V194H161ZM88 193V194H87ZM102 193H103V195H102ZM106 193V194H105ZM111 193V194H110ZM131 193H133L132 195H137L136 193H138V195L139 196H144L143 197V199H141L142 197H140V198H138V200L137 199H135V200H132L133 202V204L131 203H129L128 202V200L127 199H129L130 197H132L131 196ZM171 193H172V195H171ZM129 194V195H128ZM141 194V195H140ZM150 194L154 197V198H152V196H150ZM166 194V195H165ZM174 194V195H173ZM175 194H176V196H175ZM259 194V195H258ZM58 195H60L61 196V194H59L58 193ZM57 195V196H58ZM86 195V196H85ZM88 195V196H87ZM106 195H110L109 197L111 198H109L108 196H106ZM147 195V196H146ZM162 195V196H161ZM263 195V196H262ZM79 196V195H78ZM175 196V197H174ZM178 196V197H177ZM180 196V197H179ZM261 196V198H259ZM92 197V198H91ZM149 197V198H148ZM162 199H161V198ZM165 197V198H164ZM166 197H168V198H166ZM263 197V198H262ZM42 198V200H43V197H41ZM41 198L39 199V201L41 200ZM45 198V200H43L44 201V203L47 205L48 204V202H50V200L48 201V199H46V197H44ZM58 198H59V196H58ZM57 198V200L59 201V199ZM61 198V197H60ZM97 198H99V200L100 199H106V200H110L111 202L112 201H114L115 202V207L114 206H112L111 207V202L110 203H108V205H107V203H106V205L105 204H100V203H97L98 204V206L97 205H95L93 202L94 201H96L97 200ZM121 198V199H120ZM122 198H124V199H122ZM146 198V199H145ZM152 198V199H151ZM173 198V199H172ZM174 198L176 199L177 198V200H174ZM114 199V200H113ZM120 199V200H119ZM149 199V200H148ZM161 201H160V200ZM165 199V200H164ZM167 199H168V202H167ZM181 199V200H180ZM257 199V200H256ZM259 199H261L260 201L262 202H260L259 201ZM47 200V201H46ZM60 200H62V199H60ZM90 200V201H89ZM99 200H97V201H99ZM125 200L128 202V204L125 202ZM143 200V201H142ZM151 200V201H150ZM157 200V201H156ZM173 200V201H172ZM86 201H88V202H86ZM118 201L120 202H125L124 204H121V202L120 203H118ZM130 201V200H129ZM160 201V202H159ZM172 202V203H169V202ZM176 201H178L179 202V204H177V205H180V203H182V202H185V206L183 205V206H181L182 207V210L180 209V206H176L175 204V202ZM181 201V202H180ZM189 201V202H188ZM61 203H62V205H64L63 204V201H60ZM118 203V205H122V206H120V207H118L116 204ZM131 202V201H130ZM140 202V203H139ZM145 202V203H144ZM177 202V203H178ZM190 202H191V204H190ZM195 202H196V204L198 203V205H200V206H196L195 205ZM260 202V203H259ZM41 203V202H40ZM86 203V204H85ZM113 203V202H112ZM161 203V204H160ZM175 203V204H174ZM186 203H187V205H186ZM188 203H189V205H188ZM259 203V204H258ZM42 204V203H41ZM50 204H53V203H51L50 202ZM82 204H85L84 206L82 205ZM92 204H94V205H92ZM100 204V205H99ZM114 204V203H113ZM112 204V205H113ZM130 204V205H129ZM136 204V205H135ZM142 204V205H141ZM168 205V207H167V205ZM170 204H172V205H170ZM230 204H231V206H230ZM104 205L106 206V207H104ZM110 205V206H109ZM125 205V206H124ZM131 205H133V206H131ZM166 205V206H165ZM176 207H179V208H176ZM191 205V206H190ZM193 205H195V206H193ZM234 205H237L236 207L234 206ZM257 206V208L255 207V206ZM43 206H45L44 204H43ZM70 206H71V208H70ZM80 206V207H79ZM83 206V207H82ZM88 206V207H87ZM91 206H93V208L91 207ZM96 206H97V208H96ZM100 206H102V207H100ZM189 206H190V208H189ZM230 206V207H229ZM234 207V209H233V207ZM110 207V208H109ZM137 207V208H136ZM171 207H172V209H171ZM183 207H185V208H187V210H189V211H187L186 209H183ZM191 207H192V209H191ZM195 207V208H194ZM198 207V208H197ZM200 207V208H199ZM226 207L227 208H229V209H227V211H226ZM232 207V208H231ZM242 207V208H241ZM244 207V208H243ZM249 209H248V208ZM255 207V208H254ZM263 207V208H262ZM61 208V209H60ZM64 208V210L66 211V209ZM80 208H83L82 210L80 209ZM88 208H90V209H88ZM112 208V209H111ZM123 208V209H122ZM162 208H163V210H162ZM166 209V211L164 212V210ZM189 208V209H188ZM218 208H220V210L218 209ZM240 208V210H238ZM261 208L263 209V210H261ZM57 209V211H59ZM117 209V210H116ZM138 209H140L139 210V212L137 211ZM168 209V210H167ZM245 211H244V210ZM257 209V210H256ZM260 209V210H259ZM63 210V211H64ZM74 210V211H73ZM80 210V211H79ZM97 210V211H96ZM143 210V211H142ZM180 210V211H179ZM192 210V211H191ZM232 210V211H231ZM241 210L243 211V213L241 212ZM252 210V211H251ZM95 211V212H94ZM135 211V212H134ZM186 211V212H185ZM211 211V212H210ZM214 211H216V213L214 212ZM231 211V212H230ZM236 211H240V213L238 212V214H240L242 217H244L243 215H247V217L245 216V218H242L240 215L239 216H237V214L235 215L234 213H236ZM259 212V215H260V217H259V215H258V212ZM261 211V212H260ZM17 211L15 210V212H13V213H16ZM48 211H46V213H47ZM52 212L53 211H49L48 212V214H46V213H43V214H45V217H44V219H42V220H46L50 215V213H51V216H52ZM67 212H69V210H67ZM87 212V213H86ZM113 212H114V214H113ZM134 212V213H133ZM162 212V213H161ZM169 212V213H168ZM188 212V213H187ZM209 212H210V214H209ZM245 212H247V213H245ZM63 213V214H62ZM92 213V214H91ZM94 213V214H93ZM136 213H138V214H136ZM139 213H142V214H139ZM191 213V214H190ZM195 213V214H194ZM196 213H197V216H196ZM213 213V214H212ZM232 213V214H231ZM256 213V214H255ZM262 213H263V215H262ZM17 214V213H16ZM164 214V215H163ZM180 214V215H179ZM182 214V215H181ZM251 216H250V215ZM253 214V215H252ZM87 215V216H86ZM104 215V216H103ZM122 215V216H121ZM166 215H169V216H166ZM200 217H199V216ZM235 215V216H234ZM43 216V215H42ZM64 216V217H63ZM71 217V219L74 221H71V219H70V217ZM82 217V219H80L79 220V218H81ZM98 216H101V218H98L99 220H102V217H103V222H104V224H106V225H104L103 224V222L101 221V223L103 224V225H101L100 224V221L97 219V217ZM120 216V217H119ZM125 216V217H124ZM157 216V217H156ZM173 216V217H172ZM176 216V217H175ZM182 216V217H181ZM196 216V217H195ZM255 216V217H254ZM262 216V217H261ZM79 217V218H78ZM92 217V218H91ZM105 217V218H104ZM169 217V218H168ZM220 217V218H219ZM241 217V221H240V218ZM254 218L256 221H252L251 223H250V219L251 218ZM256 217H258L259 218V220H258V218L256 219ZM75 220H74V219ZM77 218V219H76ZM107 218V219H106ZM158 218H163V219H165V220H170V219H174L175 221L177 220H180V224L179 225H181V223H184L185 225H183L182 224V226L181 227H179V225L177 224H172L171 223V226L167 223V224H162V223H160L159 224V222H157V220L156 219H158ZM178 218V219H177ZM250 218V219H249ZM251 219V220H254V219ZM40 219H41V215H40ZM70 220V222L68 221V220ZM86 219V220H85ZM91 219V220H90ZM97 219V220H96ZM188 219V220H187ZM195 219V220H194ZM228 220V222H227V220ZM229 219H232V220H229ZM21 220V219H20ZM22 220H24V218H22ZM78 220H79V222H78ZM107 220H109V222L107 221ZM119 220V221H118ZM154 220V221H153ZM15 221H17V219L15 220ZM62 221H66V224H65V222H63L62 223ZM76 221V222H75ZM93 221H94V223H93ZM96 221V222H95ZM97 221H99V224H97ZM113 221V222H112ZM139 221V222H138ZM151 221V222H150ZM181 221H183V222H181ZM212 221V222H211ZM225 221V222H224ZM233 221V222H232ZM238 221V222H237ZM247 221V222H246ZM18 222H19V224H18ZM22 222L23 221H17L16 223V225H14V227H13V231H12V229H10L12 232H16V230H18L19 228L18 227H20L21 225L20 224H22ZM71 222H73L72 224H71ZM83 222H84V224H83ZM137 222V223H136ZM147 222V223H146ZM230 222V223H229ZM249 222V223H248ZM86 223H88V224H86ZM110 223V224H109ZM112 223V224H111ZM145 223V224H144ZM152 223V224H151ZM158 223V224H157ZM177 223H179V222H177ZM188 223V224H187ZM214 223V224H213ZM227 223H229V225L227 224ZM236 223V224H235ZM60 224H62V225H60ZM70 224V225H69ZM77 224V225H76ZM78 224H80V225H78ZM93 224V225H92ZM135 224V225H134ZM147 224H150V225H148L147 227L145 226V225H147ZM198 224V225H197ZM220 224V225H219ZM233 224H235V225H233ZM238 224V225H237ZM255 224H257V225H255ZM20 225V226H19ZM115 225H116V227H115ZM154 225V226H153ZM163 225V226H162ZM173 225V226H172ZM186 225H189L188 227H186ZM193 226V227H190V226ZM194 225H197L196 226V228H195V226ZM212 225V226H211ZM232 227V226H235V229H233V231H231V232H233V233H229L228 234V232L229 231H227V234H225V236H223V233L224 232H222L221 234H219L222 230L224 231L227 227ZM73 226V227H72ZM81 226V227H80ZM137 226V227H136ZM166 226V227H165ZM204 226V227H203ZM237 226H241V230H240V234L238 233V232H234V230L236 231V229H237ZM55 227V226H54ZM71 227V228H70ZM92 227V228H91ZM96 229H94V228ZM104 227V228H103ZM170 227V228H169ZM205 227H208V231H205V230H207ZM211 227V228H210ZM216 227V228H215ZM222 228V227H226L225 229L224 228H222V229H219V228ZM250 227V228H249ZM259 227V228H258ZM262 227V228H261ZM15 228V229H14ZM79 228V229H78ZM86 228V229H85ZM103 228V229H102ZM117 228V229H116ZM138 228V229H137ZM156 228V229H155ZM182 228V229H181ZM187 229V230H185V229ZM205 230H204V229ZM210 228V229H209ZM214 228V231H216V233H213L214 231H212V229ZM239 228L240 227H238V231H239ZM62 229V230H61ZM66 229V231L64 232V230ZM166 229V230H165ZM173 229V230H172ZM176 229V230H175ZM228 229V228H227ZM246 229V230H245ZM261 229V230H260ZM57 230H60V232L58 231V232H56ZM71 230V231H70ZM79 230V231H78ZM82 230V231H81ZM93 230L94 232H91V231ZM135 230V231H134ZM161 230V231H160ZM193 230H194V232H193ZM205 231V232H207V235L205 234V233H203L202 231ZM212 232H211V231ZM245 232H244V231ZM248 230H253V232H252V234H251V232L250 231H248ZM256 230H260V233L258 234V236H257V233H256V235H254L255 233L254 232H258V231H256ZM81 231V233L80 234H77L78 232H80ZM103 231H105V232H103ZM109 231V232H108ZM111 231H114V232H111ZM196 231V232H195ZM218 231V232H217ZM220 231V232H219ZM70 232V233H69ZM72 232V233H71ZM86 232V233H85ZM117 233V234H114V233ZM134 232L136 233H140V234H135L134 235ZM174 232V233H173ZM209 232H211V234L209 233ZM248 232H250V233H248ZM65 233V234H64ZM76 235H75V234ZM131 233H132V235H131ZM185 233V234H184ZM214 235H213V234ZM226 233V232H225ZM235 233V234H234ZM238 233V234H237ZM244 233H246V234H249V235H245ZM254 233V234H253ZM106 234V233H105ZM168 234V235H167ZM177 234V235H176ZM188 234V235H187ZM243 234V235H242ZM119 235V236H118ZM130 235H131V237H130ZM205 235V237H202V236H204ZM236 235V236H235ZM252 237H251V236ZM74 236H76V237H74ZM122 236V237H121ZM133 236V237H132ZM135 236V237H134ZM139 236V237H138ZM142 236V237H141ZM179 236V237H178ZM184 238H183V237ZM220 236V237H219ZM221 236H223V237H221ZM244 236V237H243ZM249 236V237H248ZM255 236V237H254ZM73 237V238H72ZM121 237V239H119ZM125 237V238H124ZM127 237H129V238H127ZM213 237V238H212ZM235 237V238H234ZM259 237H261V238H259ZM69 238V239H68ZM136 238V239H135ZM137 238H138V240L140 239V241H138L137 240ZM143 238H146V240L144 239V241L142 240ZM150 238V239H149ZM153 238V239H152ZM223 238V239H222ZM238 238V239H237ZM241 238V239H240ZM248 238H249V240H248ZM254 238V239H253ZM68 239V240H67ZM130 239H132V240H130ZM162 239V240H161ZM170 239V240H169ZM171 239H172V243H169L170 241H171ZM216 239V240H215ZM218 239H220V240H218ZM237 239V240H236ZM251 239V240H250ZM130 240V241H129ZM138 242H137V241ZM155 240V241H154ZM165 240H168V241H166V247L165 246H162V248H161V245L162 244H165V242H163L162 243V241H165ZM175 242H177V243H175ZM183 240V241H182ZM199 240V241H198ZM230 240V241H229ZM258 240H260V241H258ZM74 241H72V242H74ZM122 241H124V242H122ZM144 243H143V242ZM188 241V242H187ZM222 241V242H221ZM249 241V242H248ZM251 241V242H250ZM71 242V243H72ZM127 242H129L130 243V246H129V243H127ZM181 242V243H183L182 245L181 244H179V243ZM199 242V243H198ZM263 242V243H262ZM135 243V244H134ZM136 243L138 244V247L137 246H135L136 245ZM152 243V244H151ZM155 243L156 244H158V247H160L159 248V250H158V247H157V245H155ZM161 243V244H160ZM186 243V244H185ZM188 243V244H187ZM195 243V244H194ZM201 243V244H200ZM230 243V244H229ZM240 243V244H239ZM139 244H141V247H145L146 246V249L145 248H141V247H139L140 245ZM150 244V245H149ZM171 244H172V246L173 247H171ZM176 244H178V246H180V247H178V246H175ZM189 244H191V246L189 245ZM196 244H198L197 246L198 247H201V249L200 250H198V248H195V245ZM217 244V245H216ZM232 244H233V246H232ZM249 244V245H248ZM145 245V246H144ZM151 245H155L154 247H152ZM188 245V246H187ZM194 245V246H193ZM199 245H201V246H199ZM204 245V246H203ZM222 245H225V246H222ZM236 245V246H235ZM239 245V246H238ZM246 245H248V246H246ZM131 246H134V248L133 247H131ZM149 246V247H148ZM150 246H151V248H150ZM183 246H185V247H183ZM186 246L187 247H189V248H186ZM232 246V247H231ZM166 249L165 250V252L167 253V251L169 250V251H172V253L171 252H169V253H165L164 252V248ZM169 247V248H168ZM175 247L176 248H178V251L177 250H175ZM194 247V249H192ZM214 247V248H213ZM226 248V250L224 249V248ZM234 247V248H233ZM148 248V249H147ZM168 248V249H167ZM172 248V249H171ZM174 248V249H173ZM222 248H223V250H222ZM136 249H138V250H136ZM152 249V250H151ZM161 249H163V251H161ZM236 249V250H235ZM239 249L241 250V251H239ZM244 249V250H243ZM140 250V251H139ZM190 250H194L193 252L194 253H196L195 255L196 256H194V254H193V252H191ZM198 250V251H197ZM246 250V251H245ZM250 250V251H249ZM160 251V252H159ZM174 251V252H173ZM195 251H197V252H195ZM225 253H224V252ZM229 251V252H228ZM236 251H239L240 253H241V255H240V253L239 252H236ZM253 251V252H252ZM160 253V255H158L159 253ZM190 252V253H189ZM223 252V253H222ZM136 253H137V255H136ZM144 253V252H143ZM161 253H163V255L161 254ZM166 255H165V254ZM175 253V254H174ZM234 253V254H233ZM237 253V254H236ZM191 254V255H190ZM263 254V255H262ZM133 255H135V256H133ZM144 255L146 256V253H144ZM153 255L151 256V259H152V257H153ZM169 255V256H168ZM143 257V255H140L139 257H142V259H141V261L143 260V263L144 264H151L152 262H155V260H157L158 261V258L156 259L155 257H154V260L152 259V261H151V259H150V257L147 259V257ZM160 256L162 257L161 259H160ZM172 256V257H173ZM176 256V257H175ZM185 256V261H183L182 259H183V257ZM201 256V257H200ZM230 256V257H229ZM204 257V260H206L207 262H205L202 258ZM209 258V260H207L208 258ZM211 257H213V259H210ZM146 258V259H145ZM186 258H188L189 260H187ZM191 258V259H190ZM199 258H201V259H199ZM205 258H207V259H205ZM217 260H216V259ZM198 259H199V261H198ZM145 260V261H144ZM176 260V259H175ZM175 260H174V262H175ZM202 260H203V262H202ZM140 261V263L139 264H141L142 262ZM148 261V262H147ZM151 261V262H150ZM245 263H244V262ZM248 261V262H247ZM147 262V263H146ZM150 262V263H149ZM181 262V263H180ZM142 263V264H143ZM172 264H175V263H173L172 262ZM177 264V263H176ZM187 264H189V263H187Z\"/></svg>", "mask_w": 264, "mask_h": 264}]
</instances>
